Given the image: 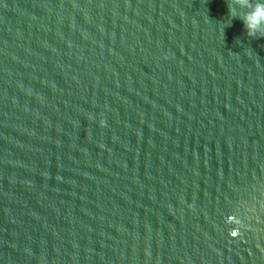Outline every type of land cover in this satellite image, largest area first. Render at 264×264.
<instances>
[{
	"label": "water",
	"instance_id": "water-1",
	"mask_svg": "<svg viewBox=\"0 0 264 264\" xmlns=\"http://www.w3.org/2000/svg\"><path fill=\"white\" fill-rule=\"evenodd\" d=\"M227 2L0 0V264H264V36Z\"/></svg>",
	"mask_w": 264,
	"mask_h": 264
},
{
	"label": "clouds",
	"instance_id": "clouds-1",
	"mask_svg": "<svg viewBox=\"0 0 264 264\" xmlns=\"http://www.w3.org/2000/svg\"><path fill=\"white\" fill-rule=\"evenodd\" d=\"M238 8L245 11L241 13ZM228 21L238 18L242 21L247 35L256 37L264 36V0H228Z\"/></svg>",
	"mask_w": 264,
	"mask_h": 264
},
{
	"label": "snow or ice",
	"instance_id": "snow-or-ice-1",
	"mask_svg": "<svg viewBox=\"0 0 264 264\" xmlns=\"http://www.w3.org/2000/svg\"><path fill=\"white\" fill-rule=\"evenodd\" d=\"M235 235V234H234Z\"/></svg>",
	"mask_w": 264,
	"mask_h": 264
}]
</instances>
